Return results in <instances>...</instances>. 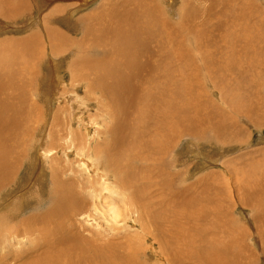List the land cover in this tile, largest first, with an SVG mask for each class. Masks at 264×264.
<instances>
[{"label": "bare ground", "instance_id": "6f19581e", "mask_svg": "<svg viewBox=\"0 0 264 264\" xmlns=\"http://www.w3.org/2000/svg\"><path fill=\"white\" fill-rule=\"evenodd\" d=\"M37 1L36 10L40 12L42 11V5L39 0ZM82 1L89 0H78L77 2ZM40 2L43 3V0H40ZM80 5L78 3L75 6L76 8L66 12V15L68 13L66 17L73 15ZM101 6L103 7L100 12L90 13L86 16L90 22L87 26L83 29L76 28L75 32L86 31V35L78 42L76 51L78 57L72 58L68 67L71 69L72 81L78 82L79 85L81 83L86 84V94L90 99H94L95 105L98 107L97 110L102 109V113L109 118V123L111 122L108 127V131L113 134L111 142L101 145L100 150L99 147H96L93 152L95 157L98 155L106 160L107 168L104 167L105 170H102L98 161L93 163L96 167L93 166L92 161H90L93 156L89 151L90 145L85 143L82 135L80 133L78 135V132L74 131L71 124L66 121L67 114L64 121L60 120L57 115L53 119L54 125L51 124L53 125L51 126V135H53L52 139L59 140V144H56V141L51 139V146H54L55 149L57 148L58 153L61 154L70 155L74 152L79 157V163L84 164L85 168L92 167L96 171L95 184L97 186L91 190V195H95L92 201L84 203V200L80 198L82 196L75 194L77 190L75 184L78 180L74 176H68L67 170L63 169L54 174L56 191L50 192L48 199H51L54 205L57 202L58 207L60 205L65 206V208L66 206H75L76 208L74 209L79 212V215L84 214L87 210L89 211L91 204L99 213L98 207L101 204V208L107 207L109 209L106 212L109 217H105L108 221H106L105 227L97 223L96 226L92 227L93 224L88 222L87 216L81 219L76 218L75 215H68L64 221L52 216V218L48 217L50 219L45 218L44 220L54 223L47 225L43 223V226L40 222L42 226L34 227V215L20 216V209L13 215L4 214V216H0V264H151L146 260H137L145 251L144 247H142L136 254V258L134 256L136 247L133 248L134 242L131 241L132 239H130L131 243L128 244L130 251L122 253L116 249V246L120 245V242H118L119 238L109 236L108 228L113 222L120 224L121 221H130L131 214L124 217L125 207L124 209L121 208V206L128 207L130 204L126 205L129 199L127 201L126 197H122L124 190H129V198L132 199V202L134 201V204L131 203L133 208L131 209L130 205L131 210L129 211L137 213L141 217L144 210L148 214L149 219L156 224L153 229L141 226L145 233L143 239L150 242L157 259L162 260L164 264H244L246 260L247 262L255 260L256 263L261 258L264 259V189H262L264 187L260 189V187L254 188V186L245 190L242 189V186L237 188L241 190L240 195H238L242 206L245 205L251 209L245 222L247 221L248 224L253 226L251 232L258 237L257 250H253L256 238L250 244L252 249L247 245L250 229L241 223H236V220L231 215L228 221L224 216L222 217V189L219 191V188L216 189L215 187L217 180L222 179V176L216 178L219 176L217 175L218 171L210 169L204 173L206 176L200 175L198 177V184L195 187L191 183L189 184L190 186L178 190L177 177L179 173L177 169L179 167L176 163H179V159L178 156L174 155L176 150H174V147L178 143L179 135L187 136L190 138H188L189 140L192 139L194 142L199 141L212 145L218 143L222 145L232 140L227 135L231 131L234 134L238 132L240 128L235 126L242 127V121L250 125V127L251 125L256 127L263 126L264 66L259 65V61H256L254 45L248 41L249 39L245 35H238L237 39H235L242 38L245 40L244 44L246 42L245 45L236 44L237 50H240L241 54L246 56L248 52L255 56L249 57L246 64L241 63L239 60L240 63L237 65H246V68L241 69L240 73L247 76V78L250 77L247 81L235 79V81L227 80L228 85L222 84L221 92L224 91V94L223 97H220L228 106H226V110H229L223 115L219 109L214 107V103L192 102L193 97H198L197 89L201 90L202 84H200L198 74L197 81L199 82L196 86L187 87L186 85L184 87V85H178L179 91L187 92L189 98L182 97V94L174 89V85H171L172 90L170 91V87L165 82L174 83L177 81L174 78L175 69L171 66H194V64H197L196 58L193 56V48L201 50L202 53L205 50L207 52L212 50L211 47L209 48L212 24H214V30L220 33L219 35H216V32H213V35L211 34L213 36L212 40L214 42L217 41L215 43V51H218L217 57L215 52L213 55L216 58H222L221 52L223 50L226 51L227 48V41L222 42V31L226 30L227 22L223 23L222 19L218 21L208 11L209 8L201 10L202 7L196 8L193 4L184 5L181 3V8L178 6L179 9H172L173 11H169L170 13L167 8L165 10L155 0H108ZM32 13L33 9L29 0H0V22L3 21L7 25L13 24L18 19L21 21V18L23 19L24 17L26 19V16ZM63 13L58 16H55V13L53 16L49 13L50 19L46 33L48 39L45 40V43L43 42L42 34H35L36 24H34L35 27L30 34L25 38L23 37L24 39L18 38L9 32L5 38L0 40V184L3 181L5 185L6 182L11 183L10 181L19 178L18 174L21 166L31 159L30 152L34 146L32 147L30 140L34 141L33 138L36 136L38 129L47 123L45 116L43 118L39 117L42 109L37 106L38 100L43 94V87L39 90L35 83L25 87L29 102L25 97L24 87L17 89L16 76L18 75L16 73L19 71H16V66L23 67L18 62L19 50L21 48H23L22 51L28 50L31 42L36 44L38 40L41 42L45 52H60L62 50L61 45L68 36L64 35L65 31L60 26L56 27L55 19L59 18L65 23L62 16ZM65 20L67 21V19ZM263 20L264 17L260 21L263 22ZM40 24L41 22L38 26ZM260 25L264 27L262 23ZM0 28H3L2 25ZM0 31L2 32V29ZM5 31L12 30L9 27ZM228 34L233 36L231 29H229ZM190 36L191 39L196 38L197 42L203 41L202 48L196 45L192 46L193 43L191 44L190 42ZM87 38L90 41L88 39L89 42L85 43ZM83 43L86 45H83ZM81 44L83 45L82 47ZM93 46L99 47V49L103 48V52L91 54V47ZM10 52L11 63L10 66H6L4 58ZM257 52H259V49H257ZM20 54H22V57L23 54L25 55L24 52ZM206 57H204L206 64H209L210 67L212 65L215 66L212 63V58L210 59L209 55ZM154 58L158 60L155 62ZM158 66L168 67H165L166 70L163 68L158 69L160 74L154 76L156 80H153V86L151 87L149 84L152 81V75L156 74L155 67L158 68ZM30 67L31 71L29 73L34 75L36 68ZM200 69L202 68H197V73H199ZM19 73L22 75L23 71L21 70ZM27 73L24 74L28 75ZM213 77L215 78V76ZM148 78H150L149 81H147ZM214 84L218 87L216 79ZM6 88H11V90L7 91ZM46 88L44 87L45 91ZM208 88L211 89V85ZM201 92V96L207 97L208 92ZM20 93H24L23 98L17 97ZM6 94L12 95L6 96ZM45 95L43 94V96ZM206 111H210L211 126L206 125L204 117ZM72 112L74 113L75 111ZM232 112L239 114L241 116L240 120L234 119ZM227 116L231 119H226ZM31 118L35 119L34 129L30 127L28 121ZM56 126L62 128L58 127L56 129ZM54 129L57 132L59 130V134H56ZM64 129L68 131L64 132ZM17 130L22 132L19 137L16 136ZM232 141L235 143L234 140ZM145 142L149 143L146 144ZM236 142H240V137H237ZM54 148L48 149V152L55 150ZM123 148L127 150L128 154H133L134 158L139 161L138 165L134 163L135 159L130 160L127 158L125 161V154L122 152ZM146 148H149V151ZM236 148L231 149L234 150ZM262 149L264 150V146H262ZM223 150L221 149V152ZM60 151H63V153ZM253 152L256 151L250 150L248 153L251 154ZM48 156L51 157L50 160L55 159V156L51 153ZM170 158L173 159L171 163ZM220 159L222 158L220 157L218 160ZM235 159H231L229 162L225 161L226 163L223 166L228 167V163L233 162ZM183 166L187 172L191 171V163L186 161ZM72 170L73 168L69 167L68 171ZM63 175H66L67 178L70 177V179L62 178ZM211 175L214 176L210 178ZM227 178L229 179L228 175ZM232 178H230L231 182H233ZM255 179L252 181H255ZM261 179L260 182L255 181L253 184L258 185V183L262 182ZM113 182L114 186L111 185ZM218 184L216 183L217 186ZM85 187V185H81L79 190ZM115 187L122 188V190ZM209 187L215 190L208 192ZM103 191H105V194H102ZM60 196L63 199H59ZM254 198L256 199L255 203H253ZM121 200L125 201V203L121 204ZM168 203L170 205H167ZM234 203H236L235 200ZM194 205H196L198 212L197 222L203 228L199 232H195L188 221V218L191 220L194 215ZM180 206H182V209L187 208V210L185 209V212L181 211ZM250 206L255 210L252 211ZM169 207H173V210L172 208L169 209ZM229 209L231 208L229 207ZM169 210L171 211L169 212ZM125 211L127 213V209ZM67 213L65 214L67 215ZM65 227H68V229H65ZM86 229L87 233L89 230L90 236H88L89 233L85 235L86 233L82 232V230ZM116 231L119 233V230ZM38 238L42 242L36 244L33 240ZM22 239L30 242L29 245L24 249L14 248L13 246L16 243H23ZM124 245L126 244L124 243ZM183 250L190 253L191 257L187 256L191 258L190 262H185L184 258L180 257L184 255ZM110 252L114 253L113 256L117 258L116 262L109 257ZM127 254L132 258L126 260L124 256ZM235 257L237 258L236 263L232 261ZM257 257H260V259H257Z\"/></svg>", "mask_w": 264, "mask_h": 264}, {"label": "rangeland", "instance_id": "374dc122", "mask_svg": "<svg viewBox=\"0 0 264 264\" xmlns=\"http://www.w3.org/2000/svg\"><path fill=\"white\" fill-rule=\"evenodd\" d=\"M29 1H30L31 8L33 9V13L26 16V19H25V17L23 19L21 18V21H20V19H18L17 20V21H19L18 23H17V21H15L13 23L15 25H13L11 23H10V25H7L3 21L0 22V23H2V24H0V26L2 25V27H3V28H0V29H2V32L0 31V40L5 38L6 35L9 34V32L18 38H23V37L25 38L26 36H28L30 34L31 30L35 27L34 24H36L37 26H36L35 34H38V33L42 34L43 42L45 43V40L48 39V36L46 33L48 31L47 27H48L49 19H50L49 13H51L52 16L54 13H55V16H58L63 12L64 13L62 14V16L64 18L65 23L61 19L56 18L55 24H56V27L60 26L62 29H64V31H65L64 35L68 36L66 39H69V40L66 41V39H65V41L61 45L62 50L61 51L59 50L60 52H58V53L57 52L52 53L51 51L45 52L43 50L41 42L38 40H37L36 44H33V42H31L30 48H28V50L22 51L23 48H21L19 50V54L24 52L25 55L26 54L27 55L25 56L23 54V57H22V54H20V55L18 54V62H20V64H22L23 67L19 66L20 67L19 68L18 66H16V71L21 72V70H22L23 74L24 73L26 74V72H28L27 73L28 75L22 74L23 75L22 76L21 73H19V72L16 73L18 75V76H16L17 83H18L17 89H20L22 86L24 87L25 97H26L27 101L29 102V96L25 92V87H28V85L34 84V83L37 85L39 90L41 89V87H43V90H42L43 94H46V95L43 96V94H42V97L38 100L37 106L41 107V109H42V113L40 112L39 117L43 118V116H45L47 123H46V125H43L40 129H38L36 136H34V138H33L34 141L30 140L32 147L34 146L33 149L31 148V152H30V158L31 159H30V161L29 160L26 161V164L21 166L20 173L18 174L19 178L15 179L13 181H10L11 183L6 182L5 185H4L3 181L1 182V184H0V216H4V214L13 215V214L17 213L20 209L21 210L20 216H23V217L25 215H34L35 216L34 221H33L34 227L42 226L40 224V222L42 224L44 223L46 225L49 223H54V222H46L44 220L45 218H48V217L52 218V216L58 217L57 219H60L62 221H64L65 217H68V215L69 216L75 215L76 218H81V219L87 216L88 222L90 224H93L92 227L96 226V223L99 225H103L105 227L106 221H108L105 217H109V214L106 213L107 211H109V209L107 207L101 208V204H100L98 207L99 213H97V211L94 209L93 205L91 204L89 211L87 210L84 214L79 215L78 214L79 212L74 209V208H76L75 206H73V205L72 206H66V208H65V206L63 207L62 205H60L58 207V203L56 202V205H54L53 201H51V199H48V196H49L50 192L56 191V183H55V175L54 174H56L58 171H61L63 169L67 170L68 176H74V178H76L78 180L75 184V187L77 189L75 194L82 196L80 198L82 200H84V203H86L87 201H92V199L95 195H91V192H92L91 190L95 189V187L97 186V184H95L96 171L92 167L85 168L84 164L79 163L80 162V161H78L79 157L74 152L71 153L70 155L61 154V153H58L57 148L55 149L54 146H51V143H52L51 139L53 138V135H51V130H52L51 126L54 125V122H53L54 117H56L58 115L60 117V120L64 121V118L67 114L66 121H68L71 124V127L74 131L78 132V135H79V133L82 135L83 141L90 145L89 151L92 155H93V152L95 151L96 147H99V150H100L101 145H104L106 143L109 144L113 138V134L108 131L109 124L111 123V122L109 123V121H108L109 118L105 114L102 113V109L97 110L98 107H97V105H95L96 103H95L94 99H92V98L90 99L88 97V95L86 94L87 89H85V88H87L85 86L86 84L81 83V85H79L78 82L72 81L71 69L68 67L71 64V62H70L71 59L74 57H76V58L78 57L77 52H76L78 42L80 40H82L83 37L86 35V31L75 32V30H77L76 28L83 29L85 26H87L90 22L86 18V16L90 13L100 12L102 7H103L101 5L104 4V2L108 1V0H95V1L89 0V1H82V2H77L78 0H43V3H41L39 0V3L42 5V11H40V12H38L36 10V6H37L36 3H38L37 0L36 1L35 0H29ZM155 1L157 3L159 2L161 7L164 8L165 10L168 9L167 10L168 12L171 11L172 9L177 10V9H179V7L181 8L182 7V6H180L181 3L184 5L193 4L196 8L202 7L201 10H206L209 8L208 11H210V13L212 15H214L218 21L222 19L223 23L227 22V27H226L227 31L226 30L222 31V42L224 43L225 41H227L226 51H224V50H223L224 52L220 51L222 53V58L221 57L216 58L218 51H215V49H216L215 43L217 41L214 42L212 40V37H213L212 35H213V32H216V35H219L220 33L217 30H214V24H212L210 37H209V48L211 47L212 50L209 52H207L205 50L202 53L201 50L193 48V56H195L194 58H196L197 64H194V66H171L172 68L175 69L174 78L177 79V81L174 83L173 82H165L170 87V91L172 90L171 85H174L175 86L174 89L177 92H180L182 94V97L189 98V94L187 92L179 91V86L180 85H184V87H186V85H187V87L196 86L199 82V81H197V74H198L199 79H200V84H202L200 87L201 90L197 89L198 97H193V101L191 98V101L193 103H195V102L214 103L215 104L214 107L219 109L221 114L225 115L224 113L229 112V110H226L228 106L224 101H222V98H221V97H223V94H224V91L221 92L222 86L228 85L227 80L235 81V79H240L242 81L243 80L247 81V79L250 77L247 78V76L240 73L241 69L246 68V65L245 66H237V65L240 63L239 60L241 61V63L246 64L249 57L255 56L251 53L249 54L248 52H247V55L244 56L243 54H241L240 50H237L236 44H241V45L246 44V42L244 44L245 40L242 38H238V40H235V39H237L238 35H245L249 39L248 41H250L254 45V49H256V53H255L256 54L255 57L257 58L256 61L260 62V63L258 62L259 65L264 66V64H262V63H264V27L260 25V23H262L264 25V20H263V22L260 21L264 17V13H262V12H264V0H190V1H188V0H181V1L180 0H176V1L172 0L174 2L169 1V0L168 1L167 0H155ZM76 3L81 4L78 7L77 11H75V13L73 15L66 17L68 15V13L66 15V12H69L70 9L76 8L75 7L77 5ZM212 3L215 4V6L212 7V5H213ZM168 4H169V6H168ZM216 6H218V7H216ZM170 7H171V9H170ZM54 8H55V10H54ZM210 8H211V10H210ZM261 10H262V12H261ZM209 16H211V15L209 14ZM65 19H67V21ZM68 21H69V24H68ZM40 22H41V24L38 26V24ZM71 23H73V24H71ZM19 26H21V27L18 31ZM9 27H10V30H12V31H5ZM229 29H231L233 36L228 34ZM260 29H262V30H260ZM58 30H60V29H58ZM251 33H252V35H251ZM257 38H259V39L257 40ZM88 39L89 38L85 39L86 40L85 43L90 41V39H89V41H88ZM189 39H190L191 44L193 43L192 46L196 45L197 47L199 46L200 48H202L203 43H204L203 41L197 42L196 38L191 39V36L189 37ZM259 43H261V44H259ZM83 45H86V44L83 43ZM83 45L81 44V47ZM18 47H20V46L18 45ZM257 49H259L260 53L257 52ZM102 52H103V48L99 49V47H96V46L91 47V52H90L91 54L92 53L93 54H99ZM214 52H215L216 57L213 55ZM207 55L210 56V59L212 58V63L215 66H213L211 64L212 67H210L209 64L208 65L206 64L205 58H207L206 57ZM10 58H11V52L9 54H7L4 58L6 66H10V63H11ZM23 60H25V61H23ZM154 60L156 62L158 59L154 58ZM194 62H195V60H194ZM218 65H220V66H218ZM30 66H33V68H36V71H34L36 73L34 75L32 73L33 76L29 73V71H31ZM207 66H208V68H206ZM165 67H168V66H158V68L155 67V73L156 74L152 75L153 76L152 81L150 82L149 86H151V87L153 86L152 82H153V80H156L154 78V76H157L158 74H160V71H158V69L163 68L164 70H166ZM197 68H202L199 70L200 74L197 73ZM203 68H205V69H203ZM26 69H28V70H26ZM33 70H35V69H33ZM250 74L252 76V72ZM24 76L29 77V78H25ZM213 76H215V78ZM215 79H216V83H218V87H216L214 84ZM149 80H150V78L147 79V81H149ZM181 80L182 81L185 80V81L182 82ZM210 80L213 84L210 82ZM220 81H222V83H220L221 85L219 84ZM208 82L211 83L210 84L211 89L208 88V87H210ZM205 84H207V85L205 86ZM44 87L45 88L47 87L46 91H45ZM6 90L9 91V90H11V88H6ZM210 90H211V92H210ZM216 90H218L219 92ZM201 91L208 92L207 97L201 96L202 95ZM24 93H20L17 97L23 98ZM199 94H200V96H199ZM11 95L12 94H6V96H11ZM98 95H100V94H98ZM194 98H196V99L194 100ZM220 107H222V109H220ZM262 110L264 111V109H262ZM72 111H75V112L73 113ZM209 112L210 111H206L204 113V117L206 119V125L207 126H211V120H210ZM115 114H117V113L115 112ZM231 114H234V117H233L234 119L240 120L241 116L239 114H235L234 112H232ZM242 118H243V116H242ZM260 118H262V117H260ZM226 119H231V118L229 116H227ZM28 121L30 123V127L32 129H34L35 119L31 118V119H28ZM208 121H210V122H208ZM242 122H241L242 127H238V125L235 126L237 128H240L238 130V132H236L234 134L233 131H231L227 135V136H230L229 139L234 140L235 143H233V141L231 140V141H227L226 143L222 144L223 146L221 144H218V143H214L212 145L209 143L206 144V143L199 142V141L194 142L192 139L189 140L190 138L187 136L179 135L178 140H177L178 143L176 144V147H174V150L176 149L174 151V155L178 156V159H179V163H176L179 167V168L177 167L178 168L177 171L179 173V176L177 177V186H178L177 188H178V190H180L182 188L190 186L189 184H191V183H192L191 185L195 187L198 184V177H200V175L206 176V175H204V173H206V171H208L210 169L217 170L218 171L217 175H219V176H217L216 178H220L222 176V179H220L221 182H220V180H217L218 182H216L217 184L219 183L218 186L215 183L216 189L219 188L218 189L219 191H220V189H222V196H223L221 199L222 212H223L222 217L224 216L226 218V220L228 221L230 218V215H231L236 220V223H241L246 228L250 229L248 232L247 245L250 249H252L250 244H251V242H254L253 239L256 238V242H255L253 250H257L258 237L253 232H251L253 230V226L251 224H248L247 221L245 222V219L249 217V212L251 209L245 205H244L245 208H243L244 206H242L241 201H239V199H240L239 195L241 193V190H238L237 188L239 186H242L243 187L242 189L245 190L246 188L249 189V187L253 188L254 186H255L254 188L260 187V189L262 187H264V150L262 149V146H264V120L262 121L263 122L262 127H256L255 125L254 126L251 125V127H250V125H247V123H245L244 121H242ZM229 123H230V121H229ZM51 124H53V125H51ZM245 124L247 125V127ZM88 126H89V128H88ZM58 127L59 126H56L55 128L57 129ZM59 128H62V127H59ZM134 128H135V126H134ZM56 129H54L56 134H59L58 133L59 130L57 132ZM248 130H249V132H248ZM66 131H68V130L64 129V132H66ZM138 131H140V129H138ZM100 134H101V136H100ZM20 135H22L21 130H17L16 136L19 137ZM91 135H92V137H91ZM56 136H58V135H56ZM237 137H240V142H236ZM128 138L131 139L130 136H128ZM52 140H54V139H52ZM54 141H56V144H59V140H54ZM145 143L148 144L149 142H145ZM215 145H217L218 148L215 147ZM50 147L54 148L55 150L48 152V149H51ZM220 147L222 150L224 149L222 152H221ZM257 147H259V148H257ZM231 148H236V149L233 150ZM146 149H147V151H149V148H146ZM250 150H255L256 152H253L250 154V153H248ZM261 150H263V151L261 152ZM60 152L63 153V151H60ZM122 152L125 154V161L127 160V158H129L130 160L135 159L134 163H136V165H138L139 161L136 158H134L132 153L128 154V152H127V150H125V148H123ZM49 153H51L55 156L54 160H50L51 157L48 156ZM56 154H57V156H56ZM258 154H260V155H258ZM85 156H87V155L85 154ZM236 156H238L237 159H235ZM220 157L222 159L218 160ZM231 159H235V160L233 162L228 163V167H224L223 165H224V163H226L225 161L229 162V161H231ZM55 160H57V161H55ZM180 160H181V162H180ZM217 160L220 162H218ZM76 161H78V162L76 163ZM90 161H92V164L96 163L98 161L100 163V167L102 170H105L104 167L107 168L106 160L101 156L96 155V157H95L93 155L90 158ZM184 161L185 162L187 161L188 163L192 164L191 171L187 172V170L184 169V166H183V163H185ZM171 162H173V159L170 158V163ZM232 164H234V165H232ZM74 166H75V168H74ZM93 166L96 167V165H94V164H93ZM69 167L73 168V170L68 171ZM224 172H226V173H224ZM222 173H224V174H222ZM252 174H254L255 176ZM227 175H228L229 179L232 177L233 178L235 177L234 179L232 178L233 182H231V179L229 180L227 178ZM213 176L214 175H211L210 178H212ZM236 176H237V178L240 176H242V177L237 179ZM62 178L66 179L67 177H66V175H63ZM68 178L70 179V177H68ZM206 178H208V177H206ZM253 179H255L256 182H260V179H261L263 184L261 182V183H258V185H255V184H253V182H255V181H252ZM259 184H260V186H259ZM81 185H85L86 187L84 189L79 190ZM111 185L114 186V182ZM115 188L122 190V188H119V187H115ZM208 189H209L208 192L215 190L212 187H209ZM262 189H264V188H262ZM124 191L125 192L123 193L122 197H126L127 201L129 199V202H126V205H128L129 203L130 204L128 207L127 206H121V208H123V209L125 207V209H127V213H128L127 214L125 209H124L125 213L123 212L124 213L123 215L125 217L126 215L131 214L132 218L130 217L129 222L121 221L120 224L118 222H115V223L113 222V224L111 226H109L110 227V228H108L109 236L119 238L118 242H120L121 246L120 245L118 247L116 246V249L122 253H127L130 251L128 244H130L131 241H133L134 242L133 248L136 247V249H138V250L135 249V255L134 256L136 258H137L136 254L142 249V247H144L145 253L142 256H140L139 258H137L138 261L146 260V261L150 262L151 264H164V262L162 260L157 259V256H156L154 250L151 248L150 242L145 241L146 239H143V237L145 236V233H144V229L142 230L141 226L150 227L151 229H153V228H155L156 224L149 219L148 214H146V211H144V210L142 211V213L143 212L144 213L143 214L141 213L142 214L141 217H139L137 213H133L132 211H129L133 208L131 203L134 204V201L132 202V199L129 198V196H130L129 190H124ZM78 193H80V194H78ZM81 193H83V194H81ZM102 194H105V191H103ZM207 194H209V193H207ZM236 196L238 198H234ZM59 199H63V197L60 196ZM234 200L236 203H234ZM236 200H238V201H236ZM96 201H95V203H96ZM100 201H102V199H100ZM255 201H256V199L254 198L253 203H255ZM124 203H125V201L121 200V204H124ZM130 205H131V209H130ZM167 205H170V203H168ZM229 207L231 209H229ZM250 207L252 208V206H250ZM171 208L173 210V207H169V209H171ZM179 208L181 211H184V212L187 210V208L182 209V206H180ZM60 209H62L63 211ZM228 210L230 213L228 212ZM254 210L255 209L252 208V211H254ZM170 211L171 210H169V212ZM193 212H194V215H193L192 219L190 220V218H188V217L187 218H188V221H189L192 229L195 232H197V231L199 232L203 228L197 222L198 221V214H197L198 212L196 209V205H194ZM193 212H192V214H193ZM65 213H67V215ZM50 214H52V215H50ZM85 214H87V215H85ZM43 215H45V216H43ZM243 217H245V218L243 219ZM50 218H48V219H50ZM139 218L145 219L147 222L145 220H141ZM249 222H250V220H249ZM44 224H43V226H44ZM56 224H57V222H56ZM62 225H64V224H62ZM65 229H68V227H65ZM165 229H167V228H165ZM116 230H119V233ZM82 232L86 233L85 235H87L89 233V230H88V233H87V229L82 230ZM0 234H1V232H0ZM88 236H90V233L88 234ZM130 239H132V240L130 241ZM135 240H136V242H135ZM22 241H23V243H21V244L16 243L13 247L17 248V249H24L30 243V242H27L23 239H22ZM33 241H35L36 244L42 242L40 238L33 240ZM127 241H128V243H127ZM124 243L126 245H124ZM181 246H183V245H181ZM110 253H111L110 256H109V254H108V256L111 257L116 262L117 258L115 256H113L114 253H112V252H110ZM183 253H184V255L180 256V257H183L185 262H190L191 258L187 257V256H190V253L185 251V250H183ZM124 257L126 260L132 258L128 254ZM257 259H260V257H257ZM160 261H162V263H160ZM232 261H234L236 263L237 258L235 257ZM244 264H264V259L261 258L259 260V262H256V263H255V260L253 262H247V260H246V262L244 261Z\"/></svg>", "mask_w": 264, "mask_h": 264}]
</instances>
